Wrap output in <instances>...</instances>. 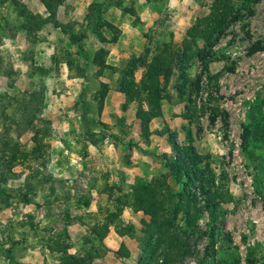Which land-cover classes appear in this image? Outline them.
<instances>
[{
    "label": "rangeland",
    "instance_id": "1",
    "mask_svg": "<svg viewBox=\"0 0 264 264\" xmlns=\"http://www.w3.org/2000/svg\"><path fill=\"white\" fill-rule=\"evenodd\" d=\"M92 1L63 0L57 9L68 31L81 34L77 45L51 23L27 37L12 6L0 0V153L10 152L15 143L21 150L13 168L17 176L6 183L0 177V264H59L60 253L47 248L55 243L79 253L93 246L100 255L95 264H138L140 239L147 236L141 220L148 215L123 208L119 227L134 225V236L119 235L111 225L99 239L93 229L108 212L132 200L137 183L165 176L173 193L180 189L159 158L174 156L167 130L180 145L189 142L190 130L196 151L205 156L200 166L214 179L217 204L214 237L203 236L190 248L191 255L175 257L172 264H264V50L248 52L264 37V0L242 10L224 30L208 53L207 70L198 59L186 68L190 82L200 79L198 90L186 86L181 98L174 69L163 90L161 114L149 123L148 140L136 117L138 101L123 107L120 73H99L92 56L103 46L107 62L116 67L137 59L134 77L139 83L155 54L164 47L175 52L185 40L193 41L187 32L191 35L196 19L208 15L214 0H120L119 7L104 14L106 37L119 30L115 42H100L91 33L85 15ZM23 2L46 15L40 0ZM193 42V47H203L200 37ZM101 82L108 83V91L100 111ZM190 91L192 102L187 101ZM187 104L191 122L185 118ZM142 106L147 109L145 102ZM27 115L40 132L39 151L33 130L19 125ZM244 125L251 133L243 142ZM204 199L198 195L201 207ZM210 219L204 210L199 219L203 230L211 227ZM121 243L129 257L115 255Z\"/></svg>",
    "mask_w": 264,
    "mask_h": 264
},
{
    "label": "trees",
    "instance_id": "2",
    "mask_svg": "<svg viewBox=\"0 0 264 264\" xmlns=\"http://www.w3.org/2000/svg\"><path fill=\"white\" fill-rule=\"evenodd\" d=\"M12 6L17 16L20 18V29L23 30L27 37L35 34L37 30L42 28L45 24L51 23L55 28H59L64 33H69V40L72 44H79L81 34L70 33L69 26L66 23L59 21L57 17V9L63 3V0H40L46 11V15L33 12L23 0H6ZM259 0H214L211 4L210 11L206 17L196 19V23L191 27V35L189 31L186 37L194 39L198 36L203 41V47L196 45L193 47V41H184L180 45V49L175 52L167 53L168 48L164 47L161 51L155 54L146 71L143 73L139 83H136L134 77V70L137 59H129L122 67H116L107 62L108 49L100 46L92 56V63L97 67L99 73L109 69L118 71V90L124 95L125 101L123 107L126 108L128 102L137 100L139 106L136 110V117L141 121V135L145 140H148L150 135L149 123L152 118L160 116L161 108L160 101L164 98L163 90L166 87L174 69H177L176 76L179 87L178 94L181 98L186 94V86L199 89L200 79L189 81L186 73V68L193 59H198L204 70L208 69L206 58L208 53L212 51L217 43L219 37L224 30L241 15L242 10L251 9L252 5ZM120 0L112 3V0H93L87 8L85 19L89 25L91 33L100 42H115L118 38L119 30L115 29L112 37L109 39L105 35V27L109 25L108 19L104 14L112 6L119 7ZM30 40V39H29ZM264 50V37L252 44L248 52L255 53ZM67 65L71 67L74 62L67 57ZM163 79V81L161 80ZM189 83V84H188ZM108 91V83L101 82V88L98 91L99 110L103 107V102ZM191 92L187 101L192 102ZM210 100V99H209ZM212 100H216L213 97ZM145 102L147 109L142 106ZM190 105H186L185 118L191 122L189 111ZM217 107H213L212 111H216ZM226 115V112H222ZM214 117L211 118L213 121ZM225 119V123H226ZM22 130H33L32 140L35 144V150L39 151L40 132L34 126V117L27 115L24 117ZM104 124V123H102ZM168 131V142L174 151L173 158H169L166 153L160 155L163 165L169 170L176 184L180 189L176 192L171 191V187L165 181V176L154 178L145 184H136L132 191V200L123 201L121 207L116 212H108L105 219L100 225L94 227L95 236L103 238L111 225L114 226L115 231L119 235L134 236V225L128 224L119 227L120 220L118 217L123 208L129 206L135 211H141L148 215L149 219H142L144 226L143 230L147 236L141 237L140 246L142 248V255L138 259V264H172L175 257L184 258L192 254L190 249L193 244H196L203 236L210 238L214 237V208L215 192L211 190V183L213 178L206 174L204 168L200 165L205 160V156L198 153L192 144V137L190 130H187V138L189 142L180 145L177 142L176 134ZM251 133L248 125L243 126L242 140L248 139ZM254 137V136H253ZM87 139L92 144H97V141L91 136ZM18 144V143H17ZM16 143L13 145L10 152L2 150L0 153V177L2 182H7L10 178L17 176L14 171L15 162L19 158L20 148ZM129 148L132 143L127 145ZM175 197L169 208L165 203L171 196ZM198 195L204 196V205H198ZM25 202L29 198L24 196ZM204 210H207L211 216L208 225L209 229H202L199 225V219ZM182 224L179 225L178 222ZM164 234L165 238L158 237ZM166 247H162V243H166ZM87 243V241L85 242ZM89 243V241H88ZM213 244V240H211ZM50 251L60 253L59 264H95L94 261L100 255L93 246L86 248L83 253L78 251L69 252L70 246L55 243L53 246H48ZM117 257H129L130 251L121 243L118 249L115 250ZM159 261V262H158ZM236 260L235 264H238Z\"/></svg>",
    "mask_w": 264,
    "mask_h": 264
}]
</instances>
